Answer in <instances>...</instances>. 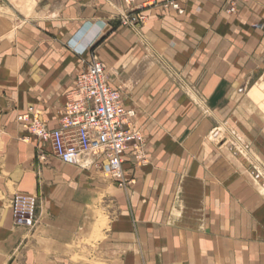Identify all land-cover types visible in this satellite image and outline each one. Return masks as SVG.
Listing matches in <instances>:
<instances>
[{"label":"crops","instance_id":"crops-1","mask_svg":"<svg viewBox=\"0 0 264 264\" xmlns=\"http://www.w3.org/2000/svg\"><path fill=\"white\" fill-rule=\"evenodd\" d=\"M7 1L0 73L15 83L13 100L0 83V264H264V187L210 140L223 125L264 159V0L149 7L139 32L116 17L146 0ZM93 58L142 133V162L124 156L126 189L103 159L64 164L18 121L32 108L57 127ZM40 165L37 222L16 227L11 199L38 196Z\"/></svg>","mask_w":264,"mask_h":264},{"label":"built area","instance_id":"built-area-1","mask_svg":"<svg viewBox=\"0 0 264 264\" xmlns=\"http://www.w3.org/2000/svg\"><path fill=\"white\" fill-rule=\"evenodd\" d=\"M180 1L146 0L131 14L119 13L118 18L122 26L139 30L145 20L140 11L145 7L162 4L164 8L182 14ZM126 2L130 4L132 0ZM134 116L133 110L125 108L121 92L109 85L104 64L93 58L87 68L77 75L57 127L48 128V121L32 108L19 116L18 121L64 164L78 165L84 157L103 159L104 175L123 188L128 184L123 170L125 154L132 149L136 158L140 162L143 160L142 134L132 124ZM242 149L249 150L243 144ZM41 158L45 159L44 156ZM37 208L36 195H14L11 199L14 225L33 228L37 222Z\"/></svg>","mask_w":264,"mask_h":264},{"label":"rangeland","instance_id":"rangeland-1","mask_svg":"<svg viewBox=\"0 0 264 264\" xmlns=\"http://www.w3.org/2000/svg\"><path fill=\"white\" fill-rule=\"evenodd\" d=\"M9 2L10 1H7V0H0V7L2 8H8L10 7L9 5ZM161 6L163 7L162 4H156L154 6H147L145 7L142 11H140L141 13L149 8V7H155V6ZM15 8L17 7V9L19 11H22L23 13H25V9H24V6L19 4V5H13ZM32 8V5H28L26 9L30 10ZM164 8V7H163ZM24 9V10H23ZM167 9V8H165ZM230 11L233 12L234 11V7H231L230 8ZM132 11L130 12H126V11H122V12H118L117 13V21H118V24L121 26V27H125V26H122L121 25V22L119 21V18H118V15L119 13H126V14H131ZM143 16L145 17V20L143 21V24L142 26L145 24V22L147 21V17L145 14H143ZM20 17V16H19ZM22 18V17H20ZM4 21L3 22L1 21L0 22V28H1V24L4 25ZM140 30V29H139ZM139 30H134L136 32H139ZM9 45V44H8ZM10 51L11 49L9 48H1L0 49V71H3L2 67H3V64H2V59L5 57V56H8L10 54ZM96 61H99L100 60L98 58H95ZM102 63V62H101ZM6 72V71H5ZM10 73V74H9ZM12 74V71L8 70V73H5L3 74V72L0 73V83H4L6 86H2V91H3V96L5 99H9V100H13V97L9 94V89H10V84L11 82H14L15 83V79H12L10 77V75ZM12 79V80H11ZM13 88V87H12ZM11 88V89H12ZM10 89V90H11ZM12 97V98H11ZM8 101V100H7ZM220 127L219 128H216L215 131H214V134L210 135V140L211 141H217L218 145H223L225 142H227V145L225 146V148L233 153L236 157L239 158L240 160V163L241 165H243L246 169H247V172H245L247 178H248V181L249 183H251V185L253 187H259V189L261 190V185H264V159H262L260 157V155L258 153H255L254 151L250 150L249 146L244 144L245 146H247L249 148V150H243L242 147L237 143L236 144V141L234 140V138L236 137L235 134L233 133V131H231L230 129H227L225 126L223 125H219ZM140 131V129H139ZM141 132V131H140ZM142 134V133H141ZM219 134L220 136L218 137ZM217 136V137H216ZM234 136V137H233ZM237 140L240 142L241 139H239L238 137H236ZM143 139V137H142ZM28 143V142H27ZM33 145H35V142H34V139L31 140V142H29ZM241 143V142H240ZM235 146H234V145ZM242 145V144H241ZM239 148V150H238ZM241 151V152H240ZM128 154L130 156V158L132 159V162L136 165H138L140 163V161L136 158V156L134 155V153L132 152V149H130L128 151ZM36 156V155H35ZM44 165H40V168H36L35 170V176H36V181H37V187H38V193H37V198H38V206L41 207V204L43 203V200H44V194L42 193V189L41 187L43 186V183L46 182L43 178V175H42V167ZM243 171V170H242ZM105 177L104 175H101V180H103L105 182ZM264 187V186H263ZM127 187H123L121 189H126ZM258 189V188H257ZM259 190V191H260ZM33 194V193H32ZM260 194L264 196V192H261L260 191ZM40 204V205H39ZM38 218V217H37ZM24 229V228H23ZM27 229V228H25Z\"/></svg>","mask_w":264,"mask_h":264},{"label":"bare ground","instance_id":"bare-ground-1","mask_svg":"<svg viewBox=\"0 0 264 264\" xmlns=\"http://www.w3.org/2000/svg\"><path fill=\"white\" fill-rule=\"evenodd\" d=\"M217 135H219V134H217ZM220 136V135H219ZM217 137V136H216ZM236 138V137H235ZM236 141V140H235ZM241 142V141H240ZM264 186V185H263ZM262 189V188H261Z\"/></svg>","mask_w":264,"mask_h":264}]
</instances>
